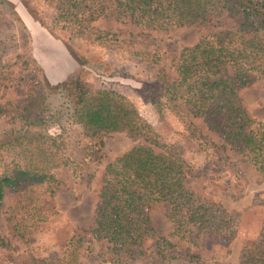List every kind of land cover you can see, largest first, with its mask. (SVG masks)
<instances>
[{"label": "trees", "instance_id": "trees-1", "mask_svg": "<svg viewBox=\"0 0 264 264\" xmlns=\"http://www.w3.org/2000/svg\"><path fill=\"white\" fill-rule=\"evenodd\" d=\"M38 4V9L28 8L33 19L64 43L77 38L90 45L102 43L112 34L90 32L97 18L159 31L194 23L212 27L196 43L180 49L173 77L158 68L138 92L155 106L160 119L165 120L167 112L181 126L176 142L166 140L114 88L81 77L44 85L37 61L19 60V55L14 62L20 61L27 72L24 104L15 106L10 127L0 139L5 153L0 206L4 188H10L27 201L25 214H32L34 221H45L53 213L52 198L60 183L54 170L62 164L60 145L71 125L81 127L83 153L63 162L69 178L62 184L76 199L81 181L89 177L88 165L99 157L102 137L124 131L133 141L103 166L91 226L70 236L64 252L51 264H75L84 251H91L90 245L82 251L84 233L104 243L97 264H194L198 255L177 250L165 235L156 237L150 250L142 248V240L154 235L148 207L165 203L168 235L191 247H197L206 231L236 232L239 213L194 193L185 179L240 193L245 181L222 155L228 148L264 180V123L248 114L239 95L244 87L264 84V0H38ZM11 13L23 26L17 13ZM126 42L134 49L129 55L157 64L161 55L157 45L151 52ZM4 109L0 104V113ZM190 117H200L220 143L205 137ZM196 154L203 157L201 164L194 160ZM238 264H264V218L254 241L241 247Z\"/></svg>", "mask_w": 264, "mask_h": 264}, {"label": "rangeland", "instance_id": "rangeland-1", "mask_svg": "<svg viewBox=\"0 0 264 264\" xmlns=\"http://www.w3.org/2000/svg\"><path fill=\"white\" fill-rule=\"evenodd\" d=\"M13 1L4 0L0 4V104L5 107L0 113V139L5 138L2 133L10 127V118L17 110L15 106L24 104L27 80L23 82V79L27 72L22 70L24 65L20 61L14 62L15 55H19V60L32 57L37 61L42 70L39 78L44 85L81 77L94 85L114 88L125 95L140 115L166 140H178L179 134L176 131L181 132V126L177 121L167 112L164 113L165 120L160 119L155 106L143 101L138 92L142 83L154 78L158 68H164L165 73L173 77V67L180 49L196 43L202 34L212 30L211 26L194 23L159 31L97 18L91 22L90 32L98 34L105 31L112 34L107 35L102 43L90 45L78 38L64 43L49 35L33 19L28 8L38 9V0ZM14 7L19 10L24 8L28 14L26 19L32 23L21 18L22 28L12 16ZM126 41H134L139 47L149 48L151 52L155 48L153 44L157 45L156 51L161 53L157 64L151 63L149 59L139 61L138 57L129 55V51L134 49ZM239 95L248 114L264 123V84L257 82L244 87ZM189 119L205 137L220 143V139L207 129L200 117ZM62 140V164L54 170V177L60 183L52 198L53 213L45 221H34L32 214L26 215L24 206L27 201L18 192L4 188L0 206V264H51L52 259L60 257L70 236H76L91 226L103 166L133 144L124 131L106 133L96 153L99 157L96 162L88 165L86 173L89 177L86 182L81 181L76 199L73 191L62 184L69 178V171L63 162L77 160L82 156L81 127L71 125ZM222 155L245 181L240 193L236 194L230 188L224 191L216 189L192 177L185 179V185L207 200L220 203L226 210L237 211L239 222L236 232L229 235L206 231L201 235L197 247H191L183 239L168 235L170 223L165 217L167 206L163 202H153L148 207V217L154 235L142 240V248L150 250L156 237L165 235L177 250L187 249L196 253L198 258L194 259V264H238L237 251L254 241L264 218V204L260 202L264 201V180L230 149L226 148ZM4 157V150L0 149V173ZM194 160L201 164L203 157L196 154ZM82 235V251L88 245L92 249L84 251L75 264H97V252L103 249L104 243L92 240L86 233Z\"/></svg>", "mask_w": 264, "mask_h": 264}, {"label": "crops", "instance_id": "crops-1", "mask_svg": "<svg viewBox=\"0 0 264 264\" xmlns=\"http://www.w3.org/2000/svg\"><path fill=\"white\" fill-rule=\"evenodd\" d=\"M7 1H11V2H14L13 0H7ZM14 11L17 13V15H18V17L20 18V20H22L23 19V21H25V19L28 17L27 15V13L25 12V10H24V8L23 9H21V10H19L17 7H14ZM22 16H24V17H22ZM22 18V19H21ZM26 20H30V19H26ZM22 21V22H23ZM31 21V20H30ZM31 23H32V21H31ZM40 26V25H39ZM53 82H56V81H53ZM52 83V82H51ZM239 251H240V249L237 251V254H239ZM237 258H238V256H237Z\"/></svg>", "mask_w": 264, "mask_h": 264}]
</instances>
